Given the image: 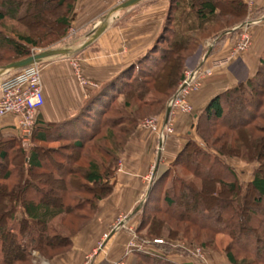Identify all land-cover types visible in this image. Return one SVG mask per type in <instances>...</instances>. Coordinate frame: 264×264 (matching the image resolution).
Returning a JSON list of instances; mask_svg holds the SVG:
<instances>
[{
	"label": "trees",
	"instance_id": "1",
	"mask_svg": "<svg viewBox=\"0 0 264 264\" xmlns=\"http://www.w3.org/2000/svg\"><path fill=\"white\" fill-rule=\"evenodd\" d=\"M75 3L0 0V65L29 55L41 32L63 35ZM247 14L246 0H168L154 42L92 89L75 113L44 120L38 110L26 146L18 136H0V264H32L33 250L51 259L70 249L72 236L113 191L119 159L143 116L165 109L187 59L205 39L216 38V44L233 35L236 29L223 32ZM6 19L25 29L6 27ZM195 132L198 138L188 137L152 182L135 230L160 236L167 224L169 239L206 248L202 231L224 232L231 264H264V49L252 75L211 96ZM234 156L257 161L245 184L226 160ZM157 246L171 249L169 243ZM136 255L143 264H180L143 251Z\"/></svg>",
	"mask_w": 264,
	"mask_h": 264
},
{
	"label": "crops",
	"instance_id": "2",
	"mask_svg": "<svg viewBox=\"0 0 264 264\" xmlns=\"http://www.w3.org/2000/svg\"><path fill=\"white\" fill-rule=\"evenodd\" d=\"M246 1V18L223 32L236 29L235 33L225 36L216 44V38L212 43L206 42L205 49L203 46L200 57L196 59L194 65L210 68L211 74L204 76L200 87L190 93L193 110L177 115L176 133L160 141L155 133L137 126L119 159L113 191L99 200L93 217L72 236L70 249L44 260L42 264H143L136 251H127L131 230L124 226L113 231L110 229L119 215H125L128 226L135 229L152 182L165 171L183 142L190 136L197 137L194 128L198 113L215 93L247 78L256 70L264 49V0ZM117 3V0H77L71 23L74 35L61 43L71 40L81 43ZM167 7L168 0H141L120 9L112 14L105 29L81 50L39 62L44 94V102L38 111L40 117L44 120H61L75 113L92 89L143 54L154 42ZM245 21L251 42L244 50L233 52ZM72 59L77 60L85 83H80L76 78ZM11 72L13 70L2 73L0 81ZM159 116L164 123L167 118L165 111ZM8 135L18 136L24 146L29 144L31 138L30 135L28 142L22 140L18 117L12 113L0 116V136ZM105 231L111 232L103 246L94 252ZM159 255L180 264L188 260L176 248L168 251L160 249ZM207 256L209 260L231 264L224 252L210 250Z\"/></svg>",
	"mask_w": 264,
	"mask_h": 264
},
{
	"label": "built area",
	"instance_id": "3",
	"mask_svg": "<svg viewBox=\"0 0 264 264\" xmlns=\"http://www.w3.org/2000/svg\"><path fill=\"white\" fill-rule=\"evenodd\" d=\"M121 1L123 0H119V2ZM241 26L243 28L234 43L233 52L244 50L251 42L247 21L242 23ZM71 65L78 81L85 83L86 79L81 73L77 60L72 59ZM210 74V68H201L199 64L185 69L183 79L167 101L169 113L163 125L158 126L157 121L150 117L144 119L142 124L151 130H157L160 141L164 140L166 132L171 129V116L174 110L178 108L191 112L193 106L189 101V95L193 90L200 87L203 77ZM43 102L44 94L39 62L20 67L0 81V116L6 113L17 115L20 135L24 142H28L32 128L36 123L37 111L41 108ZM125 220V215H119L110 230L113 231L123 226L131 230V237L127 240V251L129 252L143 251L159 255V250H164L157 245L169 243L171 248H176L181 255L188 258L187 262L181 264H219L209 260L205 249L199 244H188L182 239L172 240L165 237L141 236L133 227L128 226ZM111 231L103 233L94 252L103 246L104 240Z\"/></svg>",
	"mask_w": 264,
	"mask_h": 264
},
{
	"label": "rangeland",
	"instance_id": "4",
	"mask_svg": "<svg viewBox=\"0 0 264 264\" xmlns=\"http://www.w3.org/2000/svg\"><path fill=\"white\" fill-rule=\"evenodd\" d=\"M117 1H119V0H117ZM76 2H77V0H76ZM75 6H76V3H75ZM23 11H24V7L20 10V13H23ZM4 24L6 25V27H9V28L11 26L13 28H18L20 30L25 29V27L23 25H21L19 22L15 21V20H11V19H6L4 21ZM5 30H7V32H9L8 29H5ZM74 32H75V30L73 29L72 24H70V26L67 28L66 32L63 35L59 36V37H57V35L56 34H53V33H49L48 35L43 36V33L41 32L40 36H42V38L39 40V43L38 44L31 45L30 46V52L33 53V52L38 51L40 49H44V48H47V47H51V46H56V45L63 44L61 42L67 41L68 39H70L69 37H71L72 35H74ZM213 40H214V38H207V39H205L203 41V44H201V45L198 46L197 50L195 52H193V54L191 56H189V58L187 59V65L184 68V71H185V69L194 66V64L196 63V59L198 57H200V55H201V53L203 51L204 44L206 42L212 43ZM205 47L206 46H204V49H205ZM179 82H178V84H179ZM178 84H177V86H178ZM166 107H167V104H166ZM166 107H165V109L162 112H164L166 110ZM162 112L159 113V114L161 115ZM179 113H182L183 114V113H189V112H187L185 110H182V109H178V108L174 110V112L172 113V116H171V119H172V122H171L172 125H170L171 126V129L168 130V132H166V134L164 136V140L167 139L168 137H171L172 135H174L176 133V131H177V126H176L177 122H176V120H177V115ZM159 114L154 115V113H151V112L146 113L143 116V118H142V120H141V122H140V124L138 126L144 127L148 131H151V132L155 133L158 136L157 130H151L149 127L143 125L142 124V121L144 119L150 117V118H154L157 121L158 126H162L163 123H162V120H161ZM194 133H195V135H197L196 132H195V128H194ZM196 138H198V136ZM21 144L24 145L22 142H21ZM50 144H57V143H50ZM226 160L234 168V170L236 171V173H237L240 181L243 184H245L248 180H250L252 178V174H253L254 168L257 165V161H255V160L254 161H248V160H246L244 158H240V157H236V156L230 157L229 159L226 158ZM160 169H162V167ZM169 182H170V178L167 177L165 184L168 185ZM163 191H164V189H163ZM161 195H162V193L160 194V196ZM158 197H159V194L158 193L155 194V198L157 199ZM80 211H84V209H81ZM9 226H11L15 230H17V227H18L17 222L11 221V220L9 221ZM73 226H74V224H73ZM167 229H168V225L166 224L164 226L163 235H160V236H151V237H165L166 239H169L170 235L168 234V230ZM138 232L140 234H142V236L149 237L147 235V233H146V228L145 227L144 228H141ZM201 233L204 236L202 235L199 238V240L200 241H207L208 242L207 243L208 244V248L202 246L205 249V251H206V255H207V251L209 253L210 250H213V251H221V252H224L225 253L224 250H225L227 244L230 242V237L226 233L219 232V233H211V234L210 233H207L206 234L205 231H202ZM181 239L184 240V241H186L188 244H190L186 239H184V238H181ZM208 239H209V241H208ZM172 240H175V239H172ZM32 254H33L32 264H42L43 261L47 259V257L45 255H43L38 250H33V253ZM239 257H241V256H239ZM215 262H218L219 264H222L220 261H216L215 260ZM246 264H249V263H246Z\"/></svg>",
	"mask_w": 264,
	"mask_h": 264
},
{
	"label": "water",
	"instance_id": "5",
	"mask_svg": "<svg viewBox=\"0 0 264 264\" xmlns=\"http://www.w3.org/2000/svg\"><path fill=\"white\" fill-rule=\"evenodd\" d=\"M141 0H123L112 7L100 20L99 22L89 31L86 38L81 43H77V40H71L60 45L47 47L40 49L20 59L13 60L6 64L0 65V75L8 70H14L35 62H41L50 59L55 56L70 55L73 54L89 43H91L107 26L109 18L116 11L130 7ZM209 50V49H208ZM169 113V106L166 107L165 116Z\"/></svg>",
	"mask_w": 264,
	"mask_h": 264
}]
</instances>
